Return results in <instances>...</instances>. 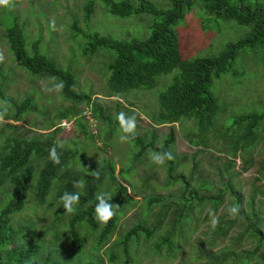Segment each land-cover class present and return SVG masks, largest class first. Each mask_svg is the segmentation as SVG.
Wrapping results in <instances>:
<instances>
[{"label":"rangeland","instance_id":"rangeland-1","mask_svg":"<svg viewBox=\"0 0 264 264\" xmlns=\"http://www.w3.org/2000/svg\"><path fill=\"white\" fill-rule=\"evenodd\" d=\"M86 1L12 0L8 6H0V53L4 57L0 62V112L7 109L4 121L0 122V148L9 137H40L54 144L63 142V149L72 154L66 169L78 173V180L85 181L93 177L89 172L98 170L102 182L96 195L101 192L112 195L114 186L107 174L110 168L133 202L123 205L116 213L112 234L100 246L97 245L98 231L77 224L81 250L76 252L70 246L69 233V220L75 212L58 211L56 192L60 180L53 181L42 205L35 203L30 185L22 210L10 216L12 243L2 249L37 245L43 252L51 251L62 264H83L90 260L124 264L125 259L126 264H261L256 256L246 263L239 257L255 246L240 237L250 213L257 214L264 234V119L255 130L256 142L238 150L233 158L231 146L241 137L243 127H230V123L236 115L264 110V47L240 50L229 71L212 79L209 91L216 100L217 111L208 131L198 132L191 119L156 125L157 95L171 82L175 71L160 75L156 86L149 91L111 96L105 69L109 52L85 50L86 36L91 33L121 41L143 40L148 36L153 18L146 14L115 18L106 13L101 0H91L92 13L85 26L81 18ZM128 1L133 6L138 3V0ZM144 1L159 10L168 7L165 0ZM245 3L252 7L254 3L264 5V0ZM12 24L22 30L27 53L37 41L40 54L74 75V90L80 95H90L104 109L109 123H99L96 136L79 118L85 104L66 100L57 88V81L29 75L12 58L3 37L4 30ZM172 29L184 60L218 56L249 30L233 21L215 20L200 4L193 6ZM26 98L31 99L35 110L23 112L15 119L14 105ZM68 112L70 117H59ZM121 112L136 117L135 135L144 144L152 142V148L138 158H134L138 148L130 141L119 139L123 135L117 120ZM62 121L67 124L61 127ZM77 121L84 124L86 132L78 129ZM169 128L173 135L170 153L175 162L172 181L167 180L165 163L157 165L150 159V154L160 149ZM109 131L110 139L106 140ZM189 191L204 201L186 204ZM11 192L8 183L0 187V208ZM230 192L239 196L238 205ZM219 193L221 198L214 208L208 199ZM154 198L156 202L148 203ZM231 206L239 207L234 216L229 213ZM210 213L218 220L215 227ZM134 224L157 228L148 239L139 235L129 241L125 257L119 241ZM219 229L221 234H217Z\"/></svg>","mask_w":264,"mask_h":264},{"label":"trees","instance_id":"trees-1","mask_svg":"<svg viewBox=\"0 0 264 264\" xmlns=\"http://www.w3.org/2000/svg\"><path fill=\"white\" fill-rule=\"evenodd\" d=\"M165 1L168 4L167 9L159 10L144 0H138L136 6L128 0H101L106 13L112 17L122 19L146 14L150 15L154 21L148 26V36L143 40L130 38L121 41L97 33L88 34L85 50L90 53L98 50L109 52L110 58L105 69L108 73L107 91L111 96L136 90L149 91L156 86V80L160 75L175 71L171 82L157 95L156 125H171L181 119H191L198 132H206L212 127L217 111L216 100L209 91L212 79H217L229 71L231 63L240 50L252 49L256 46L264 47V5L254 3L250 7L245 3L247 0ZM197 4H200L204 11L215 20L233 21L239 26H247L249 28L247 34L234 43L228 44L218 56L198 57L192 60L182 59L178 49L177 35L172 26ZM92 5L93 2L87 0L82 6L81 19L85 26L92 13ZM73 29L76 30L75 26ZM3 37L12 58L29 75L47 77L57 81L58 84L62 82L63 88L59 91L63 98L75 104H85L98 125L109 123L108 116L105 115L104 109L97 100H91L90 95H80L74 90V75L67 69L56 66L51 59L38 52L37 41L31 44L30 53H27L22 30L16 24L5 29ZM34 110L31 99L26 98L18 105H14L15 119L23 112ZM59 117H70V113L61 114ZM263 119L264 110L259 113L236 115L232 118L230 127H243L241 137L231 146L232 158L238 150H244L256 142L255 130ZM81 123L77 121L78 129L86 132L84 124ZM110 134L109 131L106 140L110 139ZM128 141L138 148L134 158L141 156L146 149L152 148V142L144 144L136 135ZM172 142V130L169 128L160 149L156 151L170 152ZM53 145L54 143L47 138L9 137L5 139L0 148V187L4 183L12 187L8 201L0 208V264H62L51 251L43 252L37 245L26 247L20 245L2 249L12 243L13 234L9 228L10 216L22 210L30 185L35 203L42 205L53 181L59 179L56 200L59 203L58 211L60 212H65L60 201L64 192L80 193V201L75 206V214L69 220L70 246L76 252L81 250L75 229L77 224H83L91 230L98 231V246L102 245L112 234L115 216L107 224H102L95 219L94 209L97 203L95 197L102 177L99 175L98 178H86L85 187L77 190L78 188H74L73 183L78 180V173H70L66 169L72 154L63 148H58L57 151L61 154L60 164H53L49 159V150ZM165 165L167 180L172 181L175 171L174 159L166 160ZM107 174L109 182L114 186L111 202L119 205L116 209L118 213L123 205L133 201L127 196L126 187L113 175V170L109 168ZM230 193L238 205L239 196L234 192ZM188 194L189 199L186 200V204L190 201H195L197 204L204 201V198L196 197L193 191H189ZM220 198L221 193L208 200L216 208ZM156 201L155 198L149 199L148 203ZM256 217V213H250L245 228L240 234L241 238L244 237L243 240H250L255 246L251 251L243 252L244 257H239V260L246 263L252 256H256L259 262L264 264V234L261 231L262 224ZM156 228V226L146 228L141 224H134L126 230L119 241L124 256L127 257L129 241L139 235L148 239ZM221 232L219 229L217 234ZM165 241L168 240L165 239ZM83 264H102V262L90 260ZM124 264H126V259Z\"/></svg>","mask_w":264,"mask_h":264},{"label":"clouds","instance_id":"clouds-1","mask_svg":"<svg viewBox=\"0 0 264 264\" xmlns=\"http://www.w3.org/2000/svg\"><path fill=\"white\" fill-rule=\"evenodd\" d=\"M12 0H0V6H8L11 4ZM3 54L0 53V62L3 61ZM58 89L63 88V83L61 82L59 85H57ZM7 112V109L5 108L4 111L0 112V122L4 121V116ZM117 120L120 125V129L123 132V135L119 137L121 142L128 141L131 137L135 136L136 133V117L133 115L131 117L126 116L123 112L119 113L117 116ZM63 142L60 144H54L50 150H49V159L52 161L53 164H60V152L57 151L58 148H63ZM150 159L157 165H163L166 160L173 159V156L170 152H157L153 151L150 154ZM93 177H99V171H91L89 172ZM74 188L82 189L85 187V183L83 180H76L73 183ZM97 203L95 205L94 213H95V219L102 223L107 224L115 215H116V209L119 207V205L113 204L111 202L112 195L108 193H98L95 197ZM60 201L62 203L63 208L68 213H74L76 211V205L79 204L80 201V193L79 192H64L61 197ZM239 211L238 206H231L229 208V213L231 215H236ZM212 215V225L215 227V225L218 223V220L215 218L214 214Z\"/></svg>","mask_w":264,"mask_h":264},{"label":"built area","instance_id":"built-area-1","mask_svg":"<svg viewBox=\"0 0 264 264\" xmlns=\"http://www.w3.org/2000/svg\"><path fill=\"white\" fill-rule=\"evenodd\" d=\"M79 118L84 122L85 126L88 128V130L90 131V133L93 136L97 135V122L96 120L92 117L89 108L85 107L79 114ZM67 122L62 121L59 126L61 125L64 126L66 125Z\"/></svg>","mask_w":264,"mask_h":264}]
</instances>
